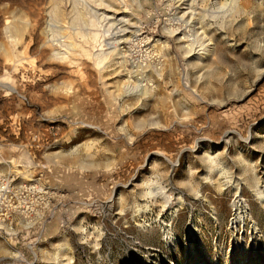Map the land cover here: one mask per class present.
<instances>
[{
  "label": "rangeland",
  "instance_id": "1",
  "mask_svg": "<svg viewBox=\"0 0 264 264\" xmlns=\"http://www.w3.org/2000/svg\"><path fill=\"white\" fill-rule=\"evenodd\" d=\"M142 3L135 96L94 57V17L57 19L62 60L44 45L53 0H0V186L21 204H0V264H264V0L205 2L203 61L165 0ZM237 186L252 220L233 228Z\"/></svg>",
  "mask_w": 264,
  "mask_h": 264
},
{
  "label": "bare ground",
  "instance_id": "2",
  "mask_svg": "<svg viewBox=\"0 0 264 264\" xmlns=\"http://www.w3.org/2000/svg\"><path fill=\"white\" fill-rule=\"evenodd\" d=\"M165 1L169 4L167 6L173 8L171 25L167 28L168 31L176 36H179L178 34H181L183 31V34L189 32L191 44L198 39L197 43L200 48H191L185 52L199 60L214 54V44L212 41L208 38L209 42L205 43L204 41H200L199 38V35L205 37L207 31L206 21L204 19V11L207 10H204L202 5L211 0ZM142 8V0H53V5L48 11L49 21L46 28L47 40L44 45L53 46L52 55L62 60L68 58L69 55L75 51V47L72 42L65 41L62 36H55V28L59 26V24L56 25V23L59 22L57 19L63 14L70 15L72 21L76 18L79 20L84 14L92 16L95 18V23L97 24L101 36V46L93 52L94 57L100 61L107 59L108 62H115L123 67V75L127 76V80L129 81L123 86V95H146L148 94L149 87H145L146 84L143 82V76L133 71V67L129 64V59L133 51L136 49L144 50L143 48L148 45H142L143 42L145 43L144 40L146 36H144L145 31H143L141 27V20L136 15V12L140 11ZM71 27L72 29L74 28L73 26ZM4 30L6 31V35L7 32L12 33L14 30L17 31L15 25H7ZM84 30H86V28H84ZM58 31H61V27L58 28ZM89 34L92 35L91 33ZM127 66H129V70ZM2 187L3 186H0V191ZM258 198L264 205V193L262 191L258 192ZM233 207L236 214L231 224L233 228H236L240 223H244L247 219L252 220L250 208L241 196L239 186L236 187V200L233 203ZM253 228L255 231L257 230L255 224H253ZM190 231L192 234L196 233L193 227ZM165 237L168 244L174 245L175 242L173 243L170 232L167 231ZM186 249L187 257L191 259L198 258L199 256L208 258L209 256L203 244L197 247L196 243L188 242L186 244Z\"/></svg>",
  "mask_w": 264,
  "mask_h": 264
},
{
  "label": "built area",
  "instance_id": "3",
  "mask_svg": "<svg viewBox=\"0 0 264 264\" xmlns=\"http://www.w3.org/2000/svg\"><path fill=\"white\" fill-rule=\"evenodd\" d=\"M1 186L3 187L0 191V204L7 207L10 206L11 208L8 210L16 211L21 206V204L20 202L15 203V201L12 199L11 193H13L14 191L12 189H9V182L2 183ZM15 193H17V191ZM24 209L26 210V212H30V206L28 204L25 205Z\"/></svg>",
  "mask_w": 264,
  "mask_h": 264
}]
</instances>
